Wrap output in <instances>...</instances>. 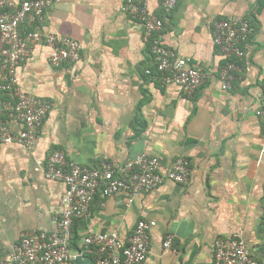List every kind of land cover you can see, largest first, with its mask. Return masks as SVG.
Segmentation results:
<instances>
[{
    "label": "crops",
    "instance_id": "0c3cea01",
    "mask_svg": "<svg viewBox=\"0 0 264 264\" xmlns=\"http://www.w3.org/2000/svg\"><path fill=\"white\" fill-rule=\"evenodd\" d=\"M123 2L58 0L43 28L79 40L81 58L55 66L49 47L39 43L18 67L19 86L52 109L32 147L0 145V264H11L10 253L28 230H58L66 184L39 169L55 149L89 167L146 153L168 168L183 155L192 170L187 184L165 181L136 197L125 190L98 193L87 216L73 222L72 257L63 264H94L82 249L91 230L116 233L126 243L140 219L156 222L142 264H215V242L233 236L264 264V123L258 115L264 0H179L170 12L161 0H148L164 19L165 43L207 74L192 96L163 84L144 27L122 12ZM223 19L247 20L253 28L230 90L222 88L226 59L213 40ZM7 97L0 90V107ZM9 122L14 131L22 127ZM78 255L85 260L78 262Z\"/></svg>",
    "mask_w": 264,
    "mask_h": 264
},
{
    "label": "built area",
    "instance_id": "2783aa9c",
    "mask_svg": "<svg viewBox=\"0 0 264 264\" xmlns=\"http://www.w3.org/2000/svg\"><path fill=\"white\" fill-rule=\"evenodd\" d=\"M58 0H0V90L10 99L0 107V145L24 144L32 147L52 103L19 86L18 67L27 59L32 47L46 43L49 59L55 66L81 58L82 44L70 36L47 32L43 28L45 14ZM179 0H161L166 12L176 8ZM121 10L144 27V37L151 45L155 70L164 85H175L188 96L194 95L205 83L207 74L169 47L163 38L164 19L153 12L148 0H124ZM253 28L247 20L223 19L215 23L213 40L225 57L220 81L230 90L239 70L238 60L246 55ZM153 75V70L146 69ZM5 115L7 117H5ZM258 115L264 123V104ZM9 118L18 120L21 129L14 131ZM49 180H61L66 189L61 196V218L58 230L52 233L32 229L25 232L10 253L11 264H63L71 259L73 222L89 213L95 196L115 195L121 190L132 197L149 192L165 181L187 184L192 170L186 156H178L172 165L163 168L158 156L138 154L125 163L103 161L89 167L67 157L64 149H55L46 162H39ZM155 221L140 219L128 242L116 233L91 230L83 240V251L93 255L94 264H142L148 257L150 231ZM172 236L165 242L172 246ZM215 264H260L248 251L241 236L218 238L215 242Z\"/></svg>",
    "mask_w": 264,
    "mask_h": 264
},
{
    "label": "water",
    "instance_id": "95a60500",
    "mask_svg": "<svg viewBox=\"0 0 264 264\" xmlns=\"http://www.w3.org/2000/svg\"><path fill=\"white\" fill-rule=\"evenodd\" d=\"M75 259H76L78 262H82L83 260H85V258H83V255H78Z\"/></svg>",
    "mask_w": 264,
    "mask_h": 264
},
{
    "label": "trees",
    "instance_id": "16d2710c",
    "mask_svg": "<svg viewBox=\"0 0 264 264\" xmlns=\"http://www.w3.org/2000/svg\"><path fill=\"white\" fill-rule=\"evenodd\" d=\"M148 45H149V47H150V50H151V45H150V43L148 42ZM3 92H5V93H7L8 94V97H7V99L5 100V101H7V100H9L11 97H10V94L7 92V91H3ZM80 220V219H79ZM83 248V247H82Z\"/></svg>",
    "mask_w": 264,
    "mask_h": 264
}]
</instances>
